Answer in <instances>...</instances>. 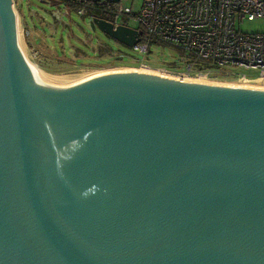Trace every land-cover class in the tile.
I'll list each match as a JSON object with an SVG mask.
<instances>
[{
    "label": "water",
    "instance_id": "water-1",
    "mask_svg": "<svg viewBox=\"0 0 264 264\" xmlns=\"http://www.w3.org/2000/svg\"><path fill=\"white\" fill-rule=\"evenodd\" d=\"M17 25L0 0V264H264V87L44 73Z\"/></svg>",
    "mask_w": 264,
    "mask_h": 264
},
{
    "label": "built area",
    "instance_id": "built-area-1",
    "mask_svg": "<svg viewBox=\"0 0 264 264\" xmlns=\"http://www.w3.org/2000/svg\"><path fill=\"white\" fill-rule=\"evenodd\" d=\"M71 2L79 15L90 20L98 17L113 27L137 30L138 40L131 48L138 53H149L156 45L178 51L180 65H140L164 69L181 79L228 72L236 80L264 81V32L246 33L239 27L244 18L264 19V0H142L138 10L121 0ZM233 66L259 69L260 73L256 79L248 78L230 71Z\"/></svg>",
    "mask_w": 264,
    "mask_h": 264
},
{
    "label": "rangeland",
    "instance_id": "rangeland-1",
    "mask_svg": "<svg viewBox=\"0 0 264 264\" xmlns=\"http://www.w3.org/2000/svg\"><path fill=\"white\" fill-rule=\"evenodd\" d=\"M49 1L14 2L26 56L46 72L74 74L118 66L137 67L142 62L158 67L177 63L178 51L170 46L156 45L149 53H138L101 31L89 16L79 15L68 0ZM121 2L138 10L142 0ZM239 27L246 33L264 32V19L244 18ZM229 70L252 79L260 73L259 69L240 66L230 67ZM210 78L234 79L228 72H218Z\"/></svg>",
    "mask_w": 264,
    "mask_h": 264
},
{
    "label": "bare ground",
    "instance_id": "bare-ground-1",
    "mask_svg": "<svg viewBox=\"0 0 264 264\" xmlns=\"http://www.w3.org/2000/svg\"><path fill=\"white\" fill-rule=\"evenodd\" d=\"M17 31H18V41L19 44L25 49L23 42H22V36H21V28L19 26V22L17 25ZM26 53V50H25ZM32 65L38 69L39 71H42L44 73H48V74H57V73H49L44 71L42 68H40L39 66H37L35 63H32ZM130 68H136L140 71H148V72H155V73H160L162 75H166V76H171V77H175L172 76L171 74H169L166 70L161 69V68H153V67H148L146 65H139L137 67H133V66H118V67H111V68H104V69H93V70H86V71H94V70H108V69H130ZM85 72V71H84ZM187 80H195V81H200V82H208V83H220V84H225V85H234V86H245V87H264V81L260 80V79H256L253 81H244V80H221V79H216V78H209L206 76H197V77H191V78H185Z\"/></svg>",
    "mask_w": 264,
    "mask_h": 264
},
{
    "label": "trees",
    "instance_id": "trees-1",
    "mask_svg": "<svg viewBox=\"0 0 264 264\" xmlns=\"http://www.w3.org/2000/svg\"><path fill=\"white\" fill-rule=\"evenodd\" d=\"M68 2H69V4H70L71 6L74 7V5L72 4L71 0H68Z\"/></svg>",
    "mask_w": 264,
    "mask_h": 264
},
{
    "label": "crops",
    "instance_id": "crops-1",
    "mask_svg": "<svg viewBox=\"0 0 264 264\" xmlns=\"http://www.w3.org/2000/svg\"><path fill=\"white\" fill-rule=\"evenodd\" d=\"M62 1H66V0H62ZM20 19H21V17H20ZM21 22H22V20H21ZM28 33V32H27Z\"/></svg>",
    "mask_w": 264,
    "mask_h": 264
},
{
    "label": "flooded vegetation",
    "instance_id": "flooded-vegetation-1",
    "mask_svg": "<svg viewBox=\"0 0 264 264\" xmlns=\"http://www.w3.org/2000/svg\"><path fill=\"white\" fill-rule=\"evenodd\" d=\"M51 1H55V0H51ZM51 1H49V2H51ZM57 1V0H56Z\"/></svg>",
    "mask_w": 264,
    "mask_h": 264
}]
</instances>
